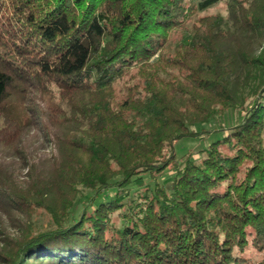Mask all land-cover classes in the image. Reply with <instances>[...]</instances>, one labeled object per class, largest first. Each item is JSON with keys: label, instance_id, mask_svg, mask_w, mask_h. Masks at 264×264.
I'll return each instance as SVG.
<instances>
[{"label": "trees", "instance_id": "obj_1", "mask_svg": "<svg viewBox=\"0 0 264 264\" xmlns=\"http://www.w3.org/2000/svg\"><path fill=\"white\" fill-rule=\"evenodd\" d=\"M0 264H264V0H0Z\"/></svg>", "mask_w": 264, "mask_h": 264}, {"label": "rangeland", "instance_id": "obj_2", "mask_svg": "<svg viewBox=\"0 0 264 264\" xmlns=\"http://www.w3.org/2000/svg\"><path fill=\"white\" fill-rule=\"evenodd\" d=\"M225 12V9L222 7L212 8L206 14H214L217 11ZM240 119V114L236 111L230 110L227 111L225 114L217 118L216 120H212L208 124L197 125L195 126V130L198 131L200 134L197 137H187L182 138L175 142L174 149L177 158L183 157L190 153H197L200 150L208 149L213 143L220 141L224 138V136L229 132V129L232 126L238 124ZM222 152L224 154H229V150L226 147H222ZM231 154V152H230ZM194 156V155H193ZM195 159H198L199 156L195 155ZM201 159V157H200ZM199 159V160H200ZM171 174L169 173L168 176L162 178L160 180V184H165L167 178H169ZM116 192V188L111 186L107 189L101 190L99 192H91L88 190H82L81 195L79 196L77 205L73 212V216H79L86 207H93L96 203V200L99 198H104L105 200H109L114 196ZM36 225L40 228H47L49 227L48 218L45 216H38L35 218ZM75 219L71 218V222H74Z\"/></svg>", "mask_w": 264, "mask_h": 264}]
</instances>
